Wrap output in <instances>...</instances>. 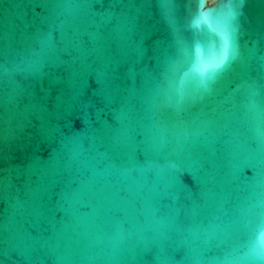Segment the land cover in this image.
Masks as SVG:
<instances>
[{"label": "water", "instance_id": "obj_1", "mask_svg": "<svg viewBox=\"0 0 264 264\" xmlns=\"http://www.w3.org/2000/svg\"><path fill=\"white\" fill-rule=\"evenodd\" d=\"M0 264H264V0H0Z\"/></svg>", "mask_w": 264, "mask_h": 264}, {"label": "snow or ice", "instance_id": "obj_2", "mask_svg": "<svg viewBox=\"0 0 264 264\" xmlns=\"http://www.w3.org/2000/svg\"><path fill=\"white\" fill-rule=\"evenodd\" d=\"M212 21L213 20L207 14H202L196 20L195 23L197 26L201 24H206L211 28ZM229 54H230V40L229 37L226 35L223 44V51L220 58L216 62H213L211 64H205L204 61H202L197 68L198 73L201 75V77H207L209 75H214L221 72L228 63Z\"/></svg>", "mask_w": 264, "mask_h": 264}, {"label": "clouds", "instance_id": "obj_3", "mask_svg": "<svg viewBox=\"0 0 264 264\" xmlns=\"http://www.w3.org/2000/svg\"><path fill=\"white\" fill-rule=\"evenodd\" d=\"M213 5H209L208 7H212ZM199 66V65H198ZM200 75V74H199ZM201 76V75H200Z\"/></svg>", "mask_w": 264, "mask_h": 264}]
</instances>
